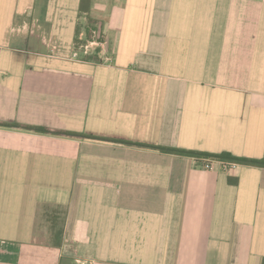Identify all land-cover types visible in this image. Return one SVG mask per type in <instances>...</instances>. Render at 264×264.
<instances>
[{
	"label": "crops",
	"instance_id": "obj_1",
	"mask_svg": "<svg viewBox=\"0 0 264 264\" xmlns=\"http://www.w3.org/2000/svg\"><path fill=\"white\" fill-rule=\"evenodd\" d=\"M226 155L264 161V0H0V264H264Z\"/></svg>",
	"mask_w": 264,
	"mask_h": 264
},
{
	"label": "trees",
	"instance_id": "obj_2",
	"mask_svg": "<svg viewBox=\"0 0 264 264\" xmlns=\"http://www.w3.org/2000/svg\"><path fill=\"white\" fill-rule=\"evenodd\" d=\"M128 144H131V143H128ZM160 150H163L166 152L178 153L182 155H190V156L197 155L194 152L176 150V149H171V148H160ZM210 157L218 159V160H228L230 162H238V163H244V164L255 165V166H264V161H260V160L237 159V158L227 156V155L226 156H210Z\"/></svg>",
	"mask_w": 264,
	"mask_h": 264
},
{
	"label": "built area",
	"instance_id": "obj_3",
	"mask_svg": "<svg viewBox=\"0 0 264 264\" xmlns=\"http://www.w3.org/2000/svg\"><path fill=\"white\" fill-rule=\"evenodd\" d=\"M81 48L84 49L83 54L87 55L89 53L88 52L89 46H84ZM74 56L77 57L78 54L76 53ZM108 61H110V59H108ZM202 162H203L204 167L206 169H214L215 165H219L224 171L235 170L239 166L238 162H230V161L225 162L223 160H218V159H214V158L213 159L212 158H203Z\"/></svg>",
	"mask_w": 264,
	"mask_h": 264
},
{
	"label": "rangeland",
	"instance_id": "obj_4",
	"mask_svg": "<svg viewBox=\"0 0 264 264\" xmlns=\"http://www.w3.org/2000/svg\"><path fill=\"white\" fill-rule=\"evenodd\" d=\"M88 54L87 55H85V54H83V56H84V58H86V57H93L94 56V54L96 53V50H94V51H92V49L90 48L89 50H88Z\"/></svg>",
	"mask_w": 264,
	"mask_h": 264
}]
</instances>
